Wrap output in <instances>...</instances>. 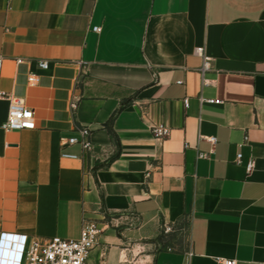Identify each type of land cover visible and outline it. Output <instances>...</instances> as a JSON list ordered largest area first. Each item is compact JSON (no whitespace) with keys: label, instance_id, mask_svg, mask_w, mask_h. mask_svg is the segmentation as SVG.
<instances>
[{"label":"crops","instance_id":"1","mask_svg":"<svg viewBox=\"0 0 264 264\" xmlns=\"http://www.w3.org/2000/svg\"><path fill=\"white\" fill-rule=\"evenodd\" d=\"M0 55L35 115L6 131L0 99V235L85 220V264H264V0H0ZM82 127L89 150L68 142Z\"/></svg>","mask_w":264,"mask_h":264},{"label":"built area","instance_id":"2","mask_svg":"<svg viewBox=\"0 0 264 264\" xmlns=\"http://www.w3.org/2000/svg\"><path fill=\"white\" fill-rule=\"evenodd\" d=\"M100 30V27H95ZM195 53L204 59V68L207 67L206 57L203 47H196ZM17 59V62H20ZM38 66L42 69L48 67L46 60H39ZM2 66V56L0 55V75ZM29 84L34 85L39 81V74L30 72L27 77ZM9 98L0 87V99ZM214 102V100H209ZM188 100L184 99L186 107ZM34 110L25 105L20 98H9V105L6 119L2 122L1 128L9 130L32 129L34 127ZM151 133L155 137H165L169 133V128L163 124L153 125ZM79 137H70L68 142L71 144L80 143L83 149L89 150L92 142L89 139L90 131L87 127L79 129ZM214 142V137H207ZM71 156L72 154H64ZM236 161H242V153L236 156ZM253 167V159L245 163L247 172ZM100 229L89 221H83L80 235L76 239L53 236L47 240L28 238L26 234L1 233L0 235V264H85L88 255L97 242ZM217 264H237L236 259L218 258Z\"/></svg>","mask_w":264,"mask_h":264},{"label":"rangeland","instance_id":"3","mask_svg":"<svg viewBox=\"0 0 264 264\" xmlns=\"http://www.w3.org/2000/svg\"><path fill=\"white\" fill-rule=\"evenodd\" d=\"M187 234H188L187 233V223H186V220H183L178 225V229L174 237L175 241H173V244H176L179 249L184 248L185 245L187 244V236H188Z\"/></svg>","mask_w":264,"mask_h":264}]
</instances>
